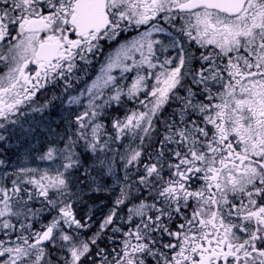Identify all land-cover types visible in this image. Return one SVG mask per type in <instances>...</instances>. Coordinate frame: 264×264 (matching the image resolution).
Wrapping results in <instances>:
<instances>
[{"label":"rangeland","instance_id":"obj_1","mask_svg":"<svg viewBox=\"0 0 264 264\" xmlns=\"http://www.w3.org/2000/svg\"><path fill=\"white\" fill-rule=\"evenodd\" d=\"M112 7L116 18L109 34L81 43L75 61L60 64L58 72L46 78L32 68L29 75L38 83L31 81L35 85L25 87L22 100L0 118V264H106L97 260L103 233L113 230L116 220H143L145 210H156L152 201L139 200L146 187L136 184L157 175L144 162L146 152L163 140L160 157L169 153V165L180 158L187 164L194 161L196 139L189 128L196 119L182 118L184 102L202 112L206 130L205 114L212 108L214 133L221 129L218 114L229 108L223 116L230 130L227 144L236 148L243 145L236 121L248 125L251 111L264 113V103L251 109L262 97L241 82L208 104L209 93L215 89L218 96L226 86L230 67L251 68L247 66L264 60V0L228 21L201 12L178 17L167 6L150 11L137 4ZM35 39L20 31L7 38L1 56L7 81L34 59ZM67 51L70 54V48ZM213 56L226 62L209 61ZM207 65L222 66L212 71ZM56 73L60 78L55 80ZM241 75L247 77L244 71ZM258 83L254 78L245 85ZM160 114L164 120L157 127ZM158 132L164 133L160 140ZM207 135L202 133L200 139ZM199 162L206 165L203 158ZM166 172L162 168L155 180L160 182L159 202L170 195L165 207L169 214L174 199ZM222 178L219 192L239 196L247 190L234 170L227 169ZM134 196L138 200L133 202ZM194 204L200 212L208 205L205 200ZM28 206L36 210L33 217ZM40 208L50 215L40 218ZM48 228L51 242L38 245ZM159 231L153 242L159 243ZM155 248L157 253L159 246Z\"/></svg>","mask_w":264,"mask_h":264},{"label":"flooded vegetation","instance_id":"obj_2","mask_svg":"<svg viewBox=\"0 0 264 264\" xmlns=\"http://www.w3.org/2000/svg\"><path fill=\"white\" fill-rule=\"evenodd\" d=\"M191 1L122 0L117 3L115 0H80L77 3V0H0V118L6 116L7 110L15 108L16 104L22 100L25 87L29 90L38 83L32 79L33 76L29 75L32 68L37 70V76H40L41 72L44 75L56 72V67H59L61 62L70 61L67 47L75 45L74 43L78 41L80 45L83 42H92L113 30L116 17L112 4H137L140 10L147 11L167 6V9H171L178 17L189 18L201 12L226 21L232 19L205 7L183 12L184 6ZM224 1L211 0L206 7L214 4L220 7L219 4H224ZM252 3L255 4L256 0H247L241 13H245L248 9L247 5ZM74 4H106L105 12L110 20V26L105 33L96 35L91 32L83 35L82 38H76L79 14L75 11ZM228 4L236 3L230 1ZM241 13L233 19L238 20ZM97 15L96 11L84 10L81 19L101 22ZM33 21L42 22V32L24 33V26ZM209 28L211 29L212 26L210 25ZM19 31L20 34L35 36L36 46L42 42L58 43L60 54L57 63L47 66L31 61L24 64L25 70H22L21 65L17 76L7 81L5 62L1 56L5 54L7 38L17 36ZM215 61L226 62L225 58L220 57ZM263 62L264 60H259L257 66H247L251 68L230 67V76H227L229 79L225 77L226 86L220 87L218 96H214L213 86L207 85V88L214 89L213 94L210 92L208 95V104L212 101L218 102L219 96L223 94L226 87L228 92L240 82L245 87L253 88L254 94L264 99ZM218 66L209 65L207 69L215 71ZM242 71L247 77L244 78L241 75ZM254 78L259 80L258 84L245 85ZM31 81L35 83L32 85ZM7 82H11L9 87ZM10 96L16 97V100H11ZM262 99L259 97L256 106L251 109H260L264 103ZM211 112L212 108L208 113L206 111L204 118L208 124L207 130L204 127L203 117L201 122L193 125L194 130L200 135L208 133L207 139L202 140L206 142V145H210L209 150L201 154L194 152V159L191 158L194 161H191V164L182 161L183 158H180L178 162H172L175 168L174 177L170 178L166 184L170 185L171 195L173 194L174 209L167 214L165 207L170 197L168 195L165 199L162 198V209L158 210V213L153 214L155 210H145L147 212L143 220L139 218L129 221L128 217L121 219V222L116 220L113 224L114 229H108L103 233L102 240L99 241L115 243L111 246L116 249L118 264H152L154 262L155 264H264V113L255 114L251 111V115H246L249 120L248 125L240 120L236 121L238 124L236 132L240 135V143H243L241 147L236 148L227 144L230 130L223 116L230 113L229 108L218 114L217 119L221 122L217 125L221 129L220 131L216 129L215 133L210 119L216 116H213ZM254 122L255 126H252ZM222 145H224L223 150ZM201 158L203 162H206L205 166L200 165ZM168 164L170 161L162 162V166ZM227 169L234 170L235 174L242 177V188L247 189L242 190L243 194L237 196L218 191L220 185L224 183L225 179L222 177ZM204 200L208 205L206 209L201 210L205 209L204 212H200L194 203ZM152 222L155 225L153 227ZM158 229L161 235L158 237L159 243L151 239V237H157ZM172 237L175 239L168 241ZM157 246L159 250L156 253ZM135 248L137 251H134ZM144 250H147L145 256Z\"/></svg>","mask_w":264,"mask_h":264},{"label":"trees","instance_id":"obj_3","mask_svg":"<svg viewBox=\"0 0 264 264\" xmlns=\"http://www.w3.org/2000/svg\"><path fill=\"white\" fill-rule=\"evenodd\" d=\"M103 47H105V46H103ZM213 58L215 60L219 59V57L213 56V57H211L209 59V61L213 60ZM207 66H209V65H207ZM57 78H60V77L57 76ZM184 103L186 104V110H185V113L182 114V118L183 119H191L193 117V118H196V123L197 122H201V119H202L201 113L202 112L201 113H196L195 108L192 107V105L193 106H196V105L191 104V103H187V102H184ZM190 106L193 108V110L190 109ZM160 116H161V118H160ZM160 116H158V118H156L157 127H159L160 119H163V114L162 115L160 114ZM158 130L161 131L160 128ZM164 130L165 129H163V131ZM189 131L193 135L192 138L194 137V139H196V147L194 149H192L193 152H195V154H197V153H199V154L206 153L207 150H209L210 145H208V144L206 145V142H204L202 139H200L201 135L194 130L193 126H191L189 128ZM162 134L164 135V133L158 132V135H157L156 139L160 140ZM198 140H199V142H198ZM160 141H161V144L160 145L157 144V146L153 150L147 151L146 155L143 158L144 162L148 163V165H150L151 167H154V169L157 172V175L156 176H151L149 178H145L143 182H140V184L136 183L137 186H140V187L141 186H145L146 187L145 191L143 192L144 194L140 195L142 198H139V200H143V201L146 200L147 202L152 201V206L151 207L156 209L153 214L157 213L158 210L162 209V204H163L162 203V199H161V203L159 202L160 198L158 197V194H160L161 190L158 189L160 187V182H157V180H155L156 177L158 179L161 178L162 174L160 175L159 172L162 170V168L167 171L166 172V179L174 177L173 165H169L168 164L166 166L165 165L162 166V162L164 160L171 161V159L169 158V156H170L169 153H166V152H164L165 155L163 156V160L161 159L160 151H159L160 148L159 147L163 146V140H160ZM147 156H149V158H147ZM163 177H165V175H163ZM140 187H137L138 192L140 191ZM135 197L136 196H134L133 199H132L133 202L135 200H138V198H135ZM28 207L30 208L29 211L31 213L33 212L32 213V217H33V215H34L36 210L34 208H31L32 206H28ZM159 207H161V208H159ZM49 215H50V212H49V210L47 208H40V216H39L40 218L41 217L42 218H46ZM158 224L159 223L157 222V225ZM34 225L35 226L37 225L36 222L34 223ZM151 225H152V227L155 226L153 222L151 223ZM11 238L13 239L14 236L11 237ZM14 240H15V238H14ZM100 244H103V246H100ZM111 245H115V243L111 244L108 241H101L99 243V248H98L99 249V252H98L99 256H98L97 260H99V261L103 260L106 264H118V260L116 258V249L114 247H112ZM102 264H104V263H102Z\"/></svg>","mask_w":264,"mask_h":264},{"label":"water","instance_id":"obj_4","mask_svg":"<svg viewBox=\"0 0 264 264\" xmlns=\"http://www.w3.org/2000/svg\"><path fill=\"white\" fill-rule=\"evenodd\" d=\"M105 25H103V26L94 25V27L97 29L96 31H99V30H103L105 28ZM45 48H46V45H41L39 47L37 54H36L37 59L43 60L46 58L45 56H46V54H48V52L45 51ZM51 55H52V59L55 58L56 57V51H54V54L52 51L51 54H49L48 56L50 57ZM51 235H52V232L48 231L44 236L41 237V239L39 240V243L40 244L48 243L50 241Z\"/></svg>","mask_w":264,"mask_h":264}]
</instances>
